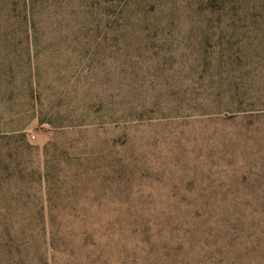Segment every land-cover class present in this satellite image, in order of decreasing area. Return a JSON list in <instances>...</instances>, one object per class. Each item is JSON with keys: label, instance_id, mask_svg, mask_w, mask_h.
I'll return each mask as SVG.
<instances>
[{"label": "rangeland", "instance_id": "obj_1", "mask_svg": "<svg viewBox=\"0 0 264 264\" xmlns=\"http://www.w3.org/2000/svg\"><path fill=\"white\" fill-rule=\"evenodd\" d=\"M207 1L159 0L137 37L101 41L111 49L97 66L92 41L29 43L41 97L0 90V135L22 127L34 148L23 179L0 177V199L22 190L41 197L32 209L51 191L58 223L78 210L101 226L90 254L42 255L51 264H264V16L197 14ZM49 142L63 159L50 183L37 179ZM79 158L93 178H80ZM20 256L41 257L0 264Z\"/></svg>", "mask_w": 264, "mask_h": 264}, {"label": "trees", "instance_id": "obj_2", "mask_svg": "<svg viewBox=\"0 0 264 264\" xmlns=\"http://www.w3.org/2000/svg\"><path fill=\"white\" fill-rule=\"evenodd\" d=\"M196 13H207L219 19H249L264 16V4L255 5L250 0H208L199 5ZM157 14H163L159 0H0V90L12 99L24 95L27 99L41 97L40 86L46 82L41 72L43 63L29 54V49L38 47L29 43L44 37L73 40L78 42L76 44L92 41L87 46L94 52L90 63L97 66L103 62V53L111 49L101 41L137 37L144 20L151 19L143 16ZM82 48L86 49L85 46ZM230 53V50L224 52L225 55ZM223 63V60L217 61L218 65ZM246 87L253 88L251 85ZM234 88L231 84L229 91L233 92ZM83 116L78 115L76 121L69 123L86 122L82 121ZM49 124L55 128L65 127L56 126L51 120ZM23 131L20 127L0 135L3 151L0 152V177L6 175L15 181L24 178L22 167L27 166L34 148ZM64 133V130L55 132L58 136ZM42 153L45 167L37 179L50 183L54 174L51 165L61 159L62 153L60 150L54 153L51 142L44 146ZM80 158L75 161L80 178H93V171L83 168L91 163ZM65 172L60 170L59 173ZM68 174L71 179L77 176L71 170ZM9 191L6 190L0 199L5 205L0 207V255H7L8 259L9 255H41L36 264H51L42 255L90 254V247L101 236V226L94 223L91 215L85 211H69L74 220L71 225H64L57 222L64 218L63 210L50 205L51 191L47 192L46 206L32 209L23 206L24 203L28 204L29 199L42 203L41 197L27 195L22 190ZM70 232L76 241L70 238ZM6 264L30 262L20 256Z\"/></svg>", "mask_w": 264, "mask_h": 264}, {"label": "built area", "instance_id": "obj_3", "mask_svg": "<svg viewBox=\"0 0 264 264\" xmlns=\"http://www.w3.org/2000/svg\"><path fill=\"white\" fill-rule=\"evenodd\" d=\"M33 139H34V136H33Z\"/></svg>", "mask_w": 264, "mask_h": 264}]
</instances>
